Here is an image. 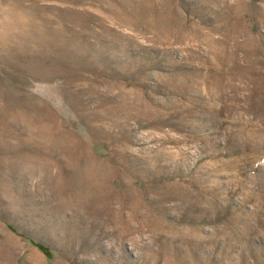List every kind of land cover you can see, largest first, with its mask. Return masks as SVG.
I'll return each mask as SVG.
<instances>
[{
    "label": "rangeland",
    "instance_id": "rangeland-1",
    "mask_svg": "<svg viewBox=\"0 0 264 264\" xmlns=\"http://www.w3.org/2000/svg\"><path fill=\"white\" fill-rule=\"evenodd\" d=\"M0 264H264V0H0Z\"/></svg>",
    "mask_w": 264,
    "mask_h": 264
},
{
    "label": "bare ground",
    "instance_id": "bare-ground-1",
    "mask_svg": "<svg viewBox=\"0 0 264 264\" xmlns=\"http://www.w3.org/2000/svg\"><path fill=\"white\" fill-rule=\"evenodd\" d=\"M53 166L55 165H51L45 162L40 167L42 171H49ZM75 168L77 169V171H81L80 174L75 177L76 180L73 179L69 182V180L66 181L62 179V177L60 179V186L68 189V191L71 189L73 198L78 202L77 204L84 203L85 201L89 200H94L97 206L105 209L107 211V214L111 216L113 223L119 225L118 228L120 227L118 234L115 237L117 244L122 248L123 236L128 232V234L131 233L134 221L137 220V218L141 215L139 212L140 204L138 202L140 201V196H143V194H145V191L143 192L134 188V186L131 185V181H133V183L135 184L137 182H135L134 178H129V181L125 180L128 184V188L120 193L115 192L114 194V189H118V186H121L122 182L124 183L123 178L120 177V184H116L115 186H113L114 189L110 186L108 188L105 182L107 181L109 183V177H106L104 176L105 174H102V170L99 168V164H97L96 162H88L85 164L78 163L77 165H75ZM123 208H129L128 216L126 218H123L122 216V211L124 210ZM144 219L148 220L149 216L146 214V218ZM119 255H121L120 252ZM119 262H121V259L119 260Z\"/></svg>",
    "mask_w": 264,
    "mask_h": 264
}]
</instances>
